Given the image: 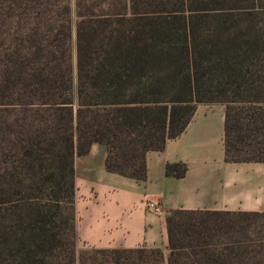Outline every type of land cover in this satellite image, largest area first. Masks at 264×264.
<instances>
[{"label":"trees","instance_id":"trees-1","mask_svg":"<svg viewBox=\"0 0 264 264\" xmlns=\"http://www.w3.org/2000/svg\"><path fill=\"white\" fill-rule=\"evenodd\" d=\"M153 4L74 0L73 23L69 0H0V264H264V208L170 212L167 254L76 249L74 159L92 144L143 180L196 105L222 104L225 161L264 163V0Z\"/></svg>","mask_w":264,"mask_h":264},{"label":"crops","instance_id":"crops-1","mask_svg":"<svg viewBox=\"0 0 264 264\" xmlns=\"http://www.w3.org/2000/svg\"><path fill=\"white\" fill-rule=\"evenodd\" d=\"M222 104H198L192 120L162 151L146 155V177L135 180L105 168L106 150L92 144L74 159V229L78 250L161 249L173 211L259 213L264 208V163L224 159ZM183 164L182 177L167 176ZM154 203L159 212L148 204Z\"/></svg>","mask_w":264,"mask_h":264},{"label":"rangeland","instance_id":"rangeland-1","mask_svg":"<svg viewBox=\"0 0 264 264\" xmlns=\"http://www.w3.org/2000/svg\"><path fill=\"white\" fill-rule=\"evenodd\" d=\"M69 1H70V7H71V11H72V22L75 23V17H74V0H69ZM154 2L157 4V5H155V4L152 5V8H154V9H161V8H168L169 9L170 8V5L168 3L169 2L170 3H174V2H176V0H163L162 1V4H160L159 1H157V0H154ZM75 96H76V93H75V85H74V97ZM219 218H222V217L221 216L216 217V216H212L211 215L209 219L211 221H215V220H217ZM78 251H81V250H78Z\"/></svg>","mask_w":264,"mask_h":264},{"label":"built area","instance_id":"built-area-1","mask_svg":"<svg viewBox=\"0 0 264 264\" xmlns=\"http://www.w3.org/2000/svg\"><path fill=\"white\" fill-rule=\"evenodd\" d=\"M148 208L152 210L153 212H156V213L159 212V208L154 203L148 204Z\"/></svg>","mask_w":264,"mask_h":264}]
</instances>
